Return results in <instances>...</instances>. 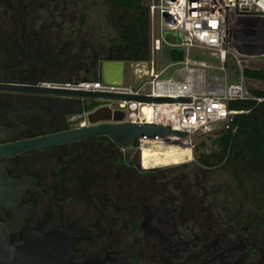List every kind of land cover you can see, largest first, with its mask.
Wrapping results in <instances>:
<instances>
[{"label": "flooded vegetation", "instance_id": "1", "mask_svg": "<svg viewBox=\"0 0 264 264\" xmlns=\"http://www.w3.org/2000/svg\"><path fill=\"white\" fill-rule=\"evenodd\" d=\"M76 0H0V84L95 79L76 75ZM83 101L0 88V145L87 128ZM24 183L14 212L25 232L60 225L68 264H264V225L219 198L207 168H143L107 136L0 158Z\"/></svg>", "mask_w": 264, "mask_h": 264}, {"label": "built area", "instance_id": "2", "mask_svg": "<svg viewBox=\"0 0 264 264\" xmlns=\"http://www.w3.org/2000/svg\"><path fill=\"white\" fill-rule=\"evenodd\" d=\"M150 6L151 56L148 77L139 85L91 81L46 82L43 86L149 97H188L190 102H155L145 100H107L113 111L124 112L121 123L171 126L188 132L183 137L170 134L141 136L127 148L140 156L141 149L154 143L187 146L195 157L196 138L214 133L235 135L237 118L252 109L234 104L264 101L250 88L246 70L264 58V0H157ZM166 31H176L179 43L166 39ZM170 48L171 63L163 64V52ZM208 52L210 54L208 55ZM182 55L173 59V55ZM231 60L234 62L231 66ZM176 67L173 76L163 77ZM95 108V109H96ZM150 111V113L148 112ZM87 112L84 121L87 123Z\"/></svg>", "mask_w": 264, "mask_h": 264}, {"label": "water", "instance_id": "3", "mask_svg": "<svg viewBox=\"0 0 264 264\" xmlns=\"http://www.w3.org/2000/svg\"><path fill=\"white\" fill-rule=\"evenodd\" d=\"M168 41L179 43L176 31H166ZM101 78L104 82L122 85L125 78V63L112 61L107 56L99 65L95 79L85 78L82 81H91ZM44 81H38L29 86L0 84V88L16 91H28L54 96L64 101H83L87 98L112 100H145L155 102H190L188 97H149L133 94H120L84 90H71L43 86ZM87 119L90 127L79 128L54 134L44 138L33 139L20 143L0 145V158L10 157L16 153L28 152L56 144L85 139L92 136H107L115 145L127 148L141 136L166 137L170 134L185 137L188 132L171 130V126L151 124L121 123L124 112L113 111L109 106H102L89 111ZM8 164L0 163V207L14 212V208L21 201L24 193L25 180L16 181L8 174ZM23 221L14 213L5 220H0V264H68L72 253L74 238H69L60 225L42 228L41 232H25L19 242H12L11 235L19 231Z\"/></svg>", "mask_w": 264, "mask_h": 264}, {"label": "trees", "instance_id": "4", "mask_svg": "<svg viewBox=\"0 0 264 264\" xmlns=\"http://www.w3.org/2000/svg\"><path fill=\"white\" fill-rule=\"evenodd\" d=\"M103 2L107 7L105 19L115 36L106 48L89 30L85 14H80L76 21V75L87 68L98 71L107 56L112 61L124 63L146 62L151 56V12L145 0ZM180 58L182 55H173L175 60ZM245 74L250 79L264 80V70H246ZM252 90L264 97V90ZM233 107L251 108L252 111L237 118L239 128L235 135L221 133L216 140L218 149L210 153L201 152L198 161L201 166H221L231 172L237 189L255 207L250 220L260 226L264 225V101L257 105L253 101H245ZM205 145L204 142L200 143L198 149ZM183 166L188 167V164Z\"/></svg>", "mask_w": 264, "mask_h": 264}, {"label": "rangeland", "instance_id": "5", "mask_svg": "<svg viewBox=\"0 0 264 264\" xmlns=\"http://www.w3.org/2000/svg\"><path fill=\"white\" fill-rule=\"evenodd\" d=\"M154 0H145L147 5H151ZM157 1V0H155ZM107 12V7L104 5L103 0H76V21L78 20V16L80 14H85L87 26L90 28L91 33L100 40L104 46L107 48L109 46V41L111 38L115 36L114 31L112 30L109 23H107L105 19V15ZM170 48H166L163 52V64L167 66L171 63L169 56ZM210 52H208V55ZM234 62L231 60V66H233ZM135 65V66H134ZM256 70H264V58L260 59L256 64H253ZM176 67H171L167 70L163 77L168 78L173 76ZM149 64L147 62H136V63H126L125 65V81L128 85L137 86L143 79L148 77ZM67 81V80H66ZM79 81V80H76ZM247 85L253 89L264 90V80H256L248 78L246 80ZM86 109L97 107L100 105H104L109 103L107 100H100L98 98H87L85 99ZM224 132L214 133L207 136H199L195 140V144L197 147L196 155L194 159L190 162H184L188 164V168L197 169L202 168L204 166L199 165L198 155L201 152H212L218 149L216 144V140L219 138V135ZM204 142L205 147L198 149L199 144ZM126 153L130 156L132 160L136 163L140 161V157L138 154H135L132 150H126ZM184 163L178 165H167V166H157L158 168H176L183 166ZM207 168V183L209 187H214L215 189H219L217 192L219 193V198L221 199H229L232 202L238 201V206L243 204L242 208L246 210L253 209V205L249 204L246 201L245 195L237 189L236 182L230 171L227 169L217 166V167H205Z\"/></svg>", "mask_w": 264, "mask_h": 264}, {"label": "bare ground", "instance_id": "6", "mask_svg": "<svg viewBox=\"0 0 264 264\" xmlns=\"http://www.w3.org/2000/svg\"><path fill=\"white\" fill-rule=\"evenodd\" d=\"M148 112L150 113L149 110ZM139 157L143 168L167 165L173 166L184 162H190L194 159L192 150L187 146L161 143H154L142 148Z\"/></svg>", "mask_w": 264, "mask_h": 264}, {"label": "crops", "instance_id": "7", "mask_svg": "<svg viewBox=\"0 0 264 264\" xmlns=\"http://www.w3.org/2000/svg\"><path fill=\"white\" fill-rule=\"evenodd\" d=\"M125 65H126V63H125ZM126 73V72H125ZM125 79V78H124Z\"/></svg>", "mask_w": 264, "mask_h": 264}]
</instances>
